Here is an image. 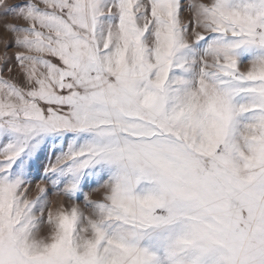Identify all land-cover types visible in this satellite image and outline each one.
Listing matches in <instances>:
<instances>
[{"label": "snow or ice", "instance_id": "snow-or-ice-1", "mask_svg": "<svg viewBox=\"0 0 264 264\" xmlns=\"http://www.w3.org/2000/svg\"><path fill=\"white\" fill-rule=\"evenodd\" d=\"M0 264H264V0H0Z\"/></svg>", "mask_w": 264, "mask_h": 264}]
</instances>
